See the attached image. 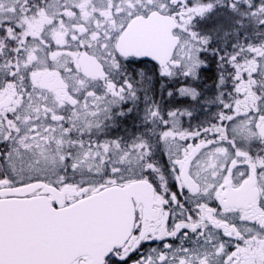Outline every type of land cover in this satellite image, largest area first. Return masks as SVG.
Here are the masks:
<instances>
[{"label": "snow or ice", "instance_id": "obj_1", "mask_svg": "<svg viewBox=\"0 0 264 264\" xmlns=\"http://www.w3.org/2000/svg\"><path fill=\"white\" fill-rule=\"evenodd\" d=\"M0 264H264V0H0Z\"/></svg>", "mask_w": 264, "mask_h": 264}]
</instances>
